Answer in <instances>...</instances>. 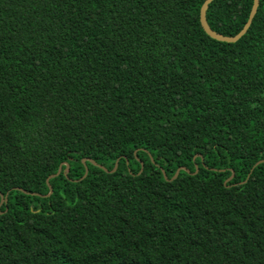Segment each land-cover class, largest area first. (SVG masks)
I'll return each mask as SVG.
<instances>
[{"label": "trees", "instance_id": "trees-1", "mask_svg": "<svg viewBox=\"0 0 264 264\" xmlns=\"http://www.w3.org/2000/svg\"><path fill=\"white\" fill-rule=\"evenodd\" d=\"M204 2L0 0V264H264V0Z\"/></svg>", "mask_w": 264, "mask_h": 264}, {"label": "water", "instance_id": "water-1", "mask_svg": "<svg viewBox=\"0 0 264 264\" xmlns=\"http://www.w3.org/2000/svg\"><path fill=\"white\" fill-rule=\"evenodd\" d=\"M213 1H214V0H205V2L203 3V5H202V7H201V10H200V22H201V26H202L203 30L206 32V34H207L209 37H211L212 39H215V40H217V41L225 42V43H236V42H238V41H239V40H240V39H241V38H242V37L248 32V30H249V28H250V26H251V24H252V22H253V19H254L255 15H256L257 11H258V8H259L260 1H261V0H254V1H253V6H252V9H251V12H250V15H249V18H248L247 23L245 24L244 28H243V29H242L237 35L232 36V37H231V36H224V35H222V34H220V33H217V32H215L214 30H212L211 27L209 26L208 21H207V11H208L209 5H210ZM87 161H90L92 164L97 165L92 159H83V164L85 165V169H86L83 178H85V177L88 175V169H87V167H86V162H87ZM262 163H264V160L259 161V162L256 164V166L259 165V164H262ZM64 165L66 166V170L68 171V169H69V165H68L67 163H62V164L60 165L59 169H58V172L55 173V174L50 175V176L47 178V184H48V186H49V188H50V192H49L48 196L51 195L52 192H53L52 186L50 185V179H51V178H54V177H56V176H58V175L63 171V166H64ZM99 167L102 168V169H104L105 171H107V169H106L105 167H103V166H99ZM117 167H118V161L116 162L115 167H114V169H113L111 172L116 171ZM142 170H143V165H142V169H141V171H142ZM181 170H184V171H186V172H189V170H188L187 168H184V167L179 168V169L176 171L175 175L171 178L172 181L175 180V179H177V177L179 176ZM196 170L198 171V167H197V166H196ZM195 173H196V172H195ZM163 174H164L165 179H166V180H169V179L167 178L166 173H165L164 171H163ZM232 176H233V175H232ZM249 176H250V175H249ZM249 176H248V178H249ZM231 178H232V177H231ZM231 178H229V179L226 181V183H227L228 181H230ZM21 191H23V190H21ZM0 196H1V202H0V207H1V205H2L4 202H7L8 195L4 196L3 194H0Z\"/></svg>", "mask_w": 264, "mask_h": 264}]
</instances>
